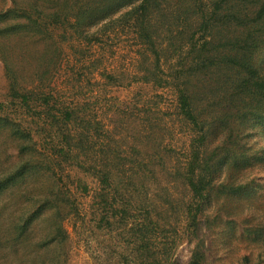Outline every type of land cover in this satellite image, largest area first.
<instances>
[{"label": "rangeland", "instance_id": "1", "mask_svg": "<svg viewBox=\"0 0 264 264\" xmlns=\"http://www.w3.org/2000/svg\"><path fill=\"white\" fill-rule=\"evenodd\" d=\"M5 3L0 264H264V0H203L205 21L218 28L202 31L196 43L204 45L206 36L213 37L207 48L233 41V55L216 67L196 68L205 50L176 59L193 66L184 94L192 111L202 107L203 132L179 118L177 91L154 81L161 76L155 67L128 69L136 53L127 36L102 42L64 34L41 22V1ZM111 78L121 85H108ZM228 103L235 128L222 133L214 114ZM74 104L85 107L81 135ZM158 104L165 113L151 111ZM173 110L164 148L138 145L131 153L133 179L125 170L115 180L98 172L102 145L84 131V118L101 114L121 141L132 131L153 132L149 122ZM156 150L175 160L172 169L153 159Z\"/></svg>", "mask_w": 264, "mask_h": 264}, {"label": "trees", "instance_id": "2", "mask_svg": "<svg viewBox=\"0 0 264 264\" xmlns=\"http://www.w3.org/2000/svg\"><path fill=\"white\" fill-rule=\"evenodd\" d=\"M28 3L30 0H21ZM36 7V3L41 1V22L45 19V27L51 24L55 27H61L64 34L75 33L78 37L98 38L104 42L109 37L117 35L127 36L131 42V53H136L134 60L130 63L133 68H128L134 72L142 74L143 71H151L150 68L155 67L161 76H156L155 82L161 83L160 86L165 89L177 91L176 109L179 113V118L184 122H190L192 126L203 132L205 129L206 119L201 116L202 107L195 104L193 111L188 107L189 100L186 97L185 81L187 79L186 72H190L193 66L184 61L177 62L176 59L183 58L186 53L198 54L202 50L204 53L196 61V68L202 71L205 68L216 67L221 64V61L233 55V41L225 40L219 45L212 44L208 48L205 47L212 42L213 37L206 36L204 45L197 44V40L201 37L200 33L207 29L213 28V33L218 26L215 23L205 21V16L208 15L207 5H204L203 0H31ZM15 0H13V3ZM5 0L0 1V13L4 10ZM23 18V15L19 16ZM87 24L92 32H87L84 25ZM226 23L227 26L232 28ZM65 25V27H62ZM85 30V31H84ZM227 31V30H226ZM225 31V32H226ZM49 41L54 39L52 31L45 32ZM118 47V44L116 45ZM79 53H82L79 51ZM168 55V60L166 59ZM192 61V57L190 59ZM144 63L138 66V63ZM166 65L163 66V62ZM163 67V69H162ZM43 65L41 58V74L43 73ZM172 70L175 74H168ZM195 75L197 71H194ZM182 75V76H180ZM215 75L211 76V80ZM45 76L41 75V80ZM179 79V81H178ZM108 85L118 86L121 83L111 78ZM202 86L200 88V91ZM220 91H214L215 93ZM198 99V97L196 98ZM91 106V105H90ZM75 110L72 112L73 125L76 127V132L81 135L83 131L80 128V121L83 119L85 107H79L76 104L72 105ZM233 106L228 103L223 107H219L215 112L216 128L222 133L233 131L235 121L232 118ZM151 111H156L159 114L166 112L164 104H158ZM141 112L147 110L141 109ZM69 112H66V114ZM213 117V116H212ZM175 119L174 110L169 117L157 116L149 122V125L154 130L151 133L139 134L136 136L134 131L117 141L119 135L116 130L111 131L106 124L101 114H90V117L84 118L86 127L84 131L88 132L93 138H100L102 145L101 159L98 172H110L113 175V180L123 170L126 171L128 178L133 179L135 174L132 170L131 153L140 146V149L147 151L148 148L158 146L163 149L165 142L164 136L171 129L172 124H168L167 120ZM101 122V129L96 127V123ZM113 123V122H112ZM157 136V140L151 141L148 138ZM129 139L130 143L126 140ZM127 148V149H124ZM176 149V148H174ZM178 150V149H176ZM182 151V150H179ZM153 159H159L162 166L172 169L175 160H167L161 150H156L152 154ZM174 177L169 178V183L166 187V194ZM134 186V190H135ZM180 187L189 188L190 191L196 194L193 189L186 184L181 183ZM159 208V207H158Z\"/></svg>", "mask_w": 264, "mask_h": 264}]
</instances>
